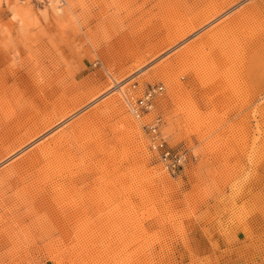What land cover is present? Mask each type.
<instances>
[{"label":"rangeland","instance_id":"1","mask_svg":"<svg viewBox=\"0 0 264 264\" xmlns=\"http://www.w3.org/2000/svg\"><path fill=\"white\" fill-rule=\"evenodd\" d=\"M0 176V264H264V0H0Z\"/></svg>","mask_w":264,"mask_h":264},{"label":"built area","instance_id":"2","mask_svg":"<svg viewBox=\"0 0 264 264\" xmlns=\"http://www.w3.org/2000/svg\"><path fill=\"white\" fill-rule=\"evenodd\" d=\"M162 86L156 85L154 88H147L144 94L133 98H127V103H130L131 110L137 117L142 114H147L152 107L153 101L157 94L162 92ZM161 118L156 116L152 125L143 124L142 128L146 130L149 135V149L156 152L163 167L168 171L174 172L178 168L184 167L186 164V152L181 149L168 147L166 141L160 133L155 132V126L159 125Z\"/></svg>","mask_w":264,"mask_h":264},{"label":"bare ground","instance_id":"3","mask_svg":"<svg viewBox=\"0 0 264 264\" xmlns=\"http://www.w3.org/2000/svg\"><path fill=\"white\" fill-rule=\"evenodd\" d=\"M57 10H59V9H57ZM241 14H242V13H241ZM223 29H224V28H223ZM212 37H213V36H212ZM161 86H162V85H161ZM150 87H151V88H154L155 86H150ZM120 88H121V87H120ZM148 88H149V87H148ZM162 88H163V86H162ZM145 90H146V89H145ZM145 90H144V91H145ZM144 91L142 92V95L144 94ZM162 91H163V89H162ZM161 93H162V92H161ZM161 93H160V94H161ZM160 94H157V95H160ZM128 95H130V94H128ZM133 96H134V95H133ZM133 96H132V97H133ZM128 97H130V96H128ZM129 102H130V101H129ZM129 102L127 103V106H128L129 111L131 112V114H132L135 118L140 119L142 115L139 116V117H137L136 114H134V113L132 112L131 107H130V103H129ZM152 108H153V104H152L151 110H152ZM151 110H150V111H151ZM154 119H155V118H154ZM154 119H153V121H154ZM153 121H152V122H153ZM152 122L149 123V125H152V124H153ZM157 125H158V124H157ZM157 132H158V126H155V132H154V133H157ZM39 146H40V145H39ZM39 146H38V149L36 150L35 153H33V154H31V155L27 154L26 157L28 158V161L30 160L29 162H31V161H32V162H35V161H39V162H41V161H44V160H45L44 158L47 157V155H52V153H53L52 150H50V149L47 150V149H46L48 146H47V147H44L45 145H42V146H40V147H39ZM14 149H15V147H14ZM4 150H6V149H4ZM9 150H10V149H9ZM53 150H54V148H53ZM34 151H35V150H33V152H34ZM6 152H7V151H6ZM49 157H50V156H49ZM29 158H30V159H29ZM186 158H187V156H186ZM24 159H25V158H24ZM25 160H26V159H25ZM47 160H48V159H47ZM22 161H23V160H22ZM48 161H49V160H48ZM186 161H187V159H186ZM17 162H18V161H17ZM23 162H24V161H23ZM25 162H26V161H25ZM32 162H31V163H32ZM18 163H19V162H18ZM36 163H37V162H35V164H36ZM16 164H17V163H16ZM16 164H14V165H16ZM20 164H22V163H20ZM24 164H25V163H24ZM32 164H33V163H32ZM35 164H34V165H35ZM17 165H18V164H17ZM25 165H26V164H25ZM27 165H28V164H27ZM27 165H26V166H27ZM29 165H30V164H29ZM36 165H37V164H36ZM22 166H23V165H22ZM11 167H12V166H11ZM20 167H21V166H20ZM34 167H35V166H34ZM14 168H15V167H14ZM16 168H17V166H16ZM29 168H30V167H29ZM31 168H32V166H31ZM55 168H56V167H55ZM18 169H19V168H18ZM13 170H14V169H13ZM15 170H16V169H15ZM15 170H14V171H15ZM23 170H24V169H23ZM20 171H21V170H20ZM54 171H55V170H54ZM167 171H168V170H167ZM13 173H16V172H13ZM17 173H18V172H17ZM17 173H16V174H17ZM24 173H25V172H24ZM24 173H23V174H24ZM11 174H12V173H11ZM16 174H15V175H16ZM18 175H19V174H18ZM20 175H21V174H20ZM9 176H10V175H9ZM16 176H17V175H16ZM0 177H1V176H0ZM35 177H36V176H35ZM52 177H53V176H52ZM40 178H41V177H40ZM1 179H2V178H1ZM8 179H9V178H8ZM48 179H50V178H48ZM58 179H59V178H58ZM2 180L4 181V179H2ZM5 180H7V179H5ZM14 180H15V178H14ZM40 180H41V179H40ZM56 180H57V178H56ZM16 181H17V180H16ZM47 181H48V180H47ZM47 181H46V182H47ZM57 181H58V180H57ZM50 182H51V181H50ZM4 183H5V182H4ZM16 183H17V182H16ZM34 183H35V182H34ZM37 183H38V182H37ZM41 183H42V181H41ZM43 183H44V182H43ZM52 183H53V182H51V184H52ZM55 183H56V182H55ZM32 184H33V183H32ZM5 185H6V184H5ZM5 185H4V186H5ZM8 185H9V184H8ZM17 185H18V183H17ZM17 185H16V186H17ZM18 186H19V185H18ZM28 186H30V185H28ZM54 186H55V185H54ZM25 187H26V186H25ZM52 187H53V186H52ZM4 188H5V187H4ZM22 188H23V187H22ZM0 189H2V188H0ZM26 189H27V188H26ZM33 189H34V188H33ZM122 189H123V188H122ZM30 190H31V189H30ZM34 190H35V189H34ZM18 191H20V190H18ZM21 191H22V190H21ZM26 191H27V190H26ZM28 191H29V190H28ZM0 192H1V191H0ZM3 192H4V191H3ZM31 192H34V191H31ZM1 193H2V192H1ZM22 193H24V192H22ZM28 193H29V192H28ZM29 194H30V193H29ZM31 195H32V193H31ZM34 195H35V194H34ZM36 195H38V194H36ZM94 195H95V194H94ZM33 197H34V196H33ZM90 197H91V196H90ZM36 198H37V197H36ZM43 199H44V198H42V200H43ZM105 199H106V198H105ZM76 200H77V199H76ZM90 200H91V199H90ZM41 202H42V201H41ZM88 202H89V201H88ZM93 202H94V201H93ZM91 203H92V201H91ZM38 204H39V205L41 204L40 201H39ZM38 204H36V209H37ZM123 204H124V203H123ZM66 205H67V204H66ZM103 205H104V204H103ZM26 206H27V205H26ZM42 206H43V205H42ZM22 208H24V207H22ZM29 208H30V207H29ZM32 208H34V207H32ZM39 208H41V206H40ZM24 209H26V208H24ZM24 209H22V211H23ZM36 209H35V210H36ZM86 209H87V208H86ZM97 209H98V208H97ZM28 210H30V209H28ZM31 210H32V209H31ZM41 210H42V209H41ZM43 210H44V209H43ZM32 211L34 212V210H32ZM23 212H24V211H23ZM29 212H30V211H29ZM35 212H36V211H35ZM42 212H43V211H42ZM37 214H38V213H37ZM20 215H22V212H21ZM33 215H34V214H33ZM35 215H36V214H35ZM42 215H43V214H42ZM18 216H19V215H18ZM23 216H24V215H23ZM38 216H39V215H38ZM28 217H30L29 214H28V215L25 214L24 218H27V219H28ZM90 217L92 218V216H90ZM41 218H42V217H41ZM37 219H38V218H37ZM37 219H36V220H37ZM22 220H23V219H22ZM38 220H39V219H38ZM41 220H42V219H41ZM43 220H44V219H43ZM84 220H85V219H84ZM87 220H88V219H87ZM93 220H94V219H93ZM16 221H17V220H16ZM18 221H19V220H18ZM89 221H90V220H89ZM89 221H88V222H89ZM36 222H37V221H36ZM20 223H21V222H20ZM33 223H34V222H33ZM38 223H39V222H38ZM85 223H86V222H85ZM90 223H91V222H90ZM43 224H44V223H43ZM31 225H32V223H31ZM90 225H91V224H90ZM88 226H89V225H88ZM26 227H27V226H26ZM31 228H32V227H31ZM26 230H27V229H26ZM89 230H90V229H89ZM23 232H24V231H23ZM26 232H27V231H26ZM26 232H25V233H26ZM88 232H89V231H88ZM28 234H29V233H28ZM31 234H32V233H31ZM35 234H36V233H35ZM21 235H22V234H21ZM33 235H34V234H33ZM35 236H36V235H35ZM14 237H15V236H14ZM18 237H19V236H18ZM74 237H75V236H74ZM25 238H26V237H25ZM37 238L40 239V240H43V239H44V227L42 228V230H41L40 233L38 232V234H37ZM37 238H36V239H37ZM15 239H16V238H15ZM43 251H44V250H43ZM40 253H41V251H40Z\"/></svg>","mask_w":264,"mask_h":264}]
</instances>
